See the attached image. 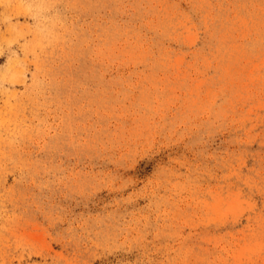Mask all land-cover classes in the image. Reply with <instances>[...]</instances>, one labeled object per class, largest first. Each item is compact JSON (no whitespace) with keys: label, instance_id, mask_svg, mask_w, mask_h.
Returning a JSON list of instances; mask_svg holds the SVG:
<instances>
[{"label":"rangeland","instance_id":"374dc122","mask_svg":"<svg viewBox=\"0 0 264 264\" xmlns=\"http://www.w3.org/2000/svg\"><path fill=\"white\" fill-rule=\"evenodd\" d=\"M0 264H264V0H0Z\"/></svg>","mask_w":264,"mask_h":264}]
</instances>
